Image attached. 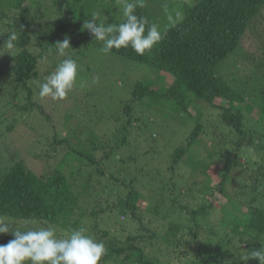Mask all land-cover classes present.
<instances>
[{
	"label": "trees",
	"instance_id": "1",
	"mask_svg": "<svg viewBox=\"0 0 264 264\" xmlns=\"http://www.w3.org/2000/svg\"><path fill=\"white\" fill-rule=\"evenodd\" d=\"M184 1L179 8L182 17L167 25L175 9L173 0H0V48L9 33L17 37L11 49L6 45L0 49V118L8 121L0 128V141L3 130L13 131L25 122L19 117L27 118L36 110L53 121L34 99L39 84L57 67L47 63V52L55 54V44L66 37L70 50L81 52V46L95 43L83 29L94 13L98 23L116 26L125 22L124 4L135 3V14L155 23L162 34L143 56L131 47L110 52L153 72L106 119L115 123L112 131L99 137L92 123L74 124L76 117L67 113L70 106L63 107L64 126L71 127L63 137L51 134L44 154L36 155L57 159L51 168L44 167L45 173H35L24 160L7 153L10 165L0 171V218L16 225L51 226L58 236L84 228L107 249L99 264H259L254 258H242L264 242V60L258 61L262 75L241 79L222 68L235 63L236 70L234 59L247 58L241 42L264 11V0ZM55 7L61 11L50 21L49 12ZM42 63L47 65L45 73L39 70ZM167 76L173 79L169 86L152 88L157 81L164 84ZM60 101L53 100L56 105ZM199 103L205 107L200 109ZM144 106L161 118L168 132L165 145L175 141L177 135L170 133L176 124L194 123L187 127L182 144L171 151L166 168L156 172L144 168L155 152L141 155L130 136L131 129L147 133V124L140 125L141 119L132 115ZM255 108L256 117H249ZM6 109L11 116H5ZM210 110L219 112L215 127L202 123ZM181 113L185 117L178 118ZM207 140L213 149L201 158ZM0 143L5 152L8 146ZM145 155L152 158L142 167L138 161ZM213 166H219L214 180L207 174ZM195 171L208 175L198 192L187 179ZM158 178L168 179L167 188L157 191ZM163 192L166 197L160 198ZM159 198L166 204L164 210ZM224 214L228 218L221 226L218 218ZM12 239L10 233L0 234V245Z\"/></svg>",
	"mask_w": 264,
	"mask_h": 264
},
{
	"label": "rangeland",
	"instance_id": "2",
	"mask_svg": "<svg viewBox=\"0 0 264 264\" xmlns=\"http://www.w3.org/2000/svg\"><path fill=\"white\" fill-rule=\"evenodd\" d=\"M188 1L189 3H191L192 0ZM172 3L175 4V9L174 12L172 10L170 11V18L167 17V25L170 24V22L172 23L174 18L178 20L182 17L183 13L179 8H182V6H184L183 4L186 2L184 0H173ZM62 6V8L65 7L64 4H62ZM60 9L61 8L58 7L51 8L49 14L52 18H50V21H54L56 15L58 17V13L59 11H61ZM172 14H174V17L171 16ZM241 43L243 53L247 56V58L236 57L234 59V61L237 63L236 70L233 67V65L235 64L234 62V64L230 63V66L227 65L228 67H223L222 70L231 72V75H233L232 78L236 77L238 79L245 78L247 76L250 77L252 76V74L257 75L258 73L262 75L261 70L258 67V61L264 60V11L257 19L252 22L251 28L246 32L245 37ZM81 47V52L79 48L76 50H67L70 53L71 57L75 59L78 64L77 81L73 89L69 92V97L61 100L56 105V103H54L51 98H45V100H43L42 98H40V96L34 95V99L38 100L39 104H41L47 112H50L53 121H47L46 117L41 115L39 111L36 110L30 113V116L27 118L19 117L21 119L25 118V122L20 121L13 131L6 133L3 130L4 133L1 139L2 141L0 142L4 143L5 146H8V149L4 152L3 146L0 143V171H2L5 166L10 165V162H7L9 161L8 156H6L8 152L15 154L18 160H24L26 166L37 174L45 173L44 167L47 166L48 168H51L54 165L53 162L56 163L57 159L55 160L53 158H50L49 160H47V157L45 155L43 157H36V155L44 154V151L46 149L44 150L42 148L46 147L47 139H50L49 137L51 134L58 132L59 135L63 137L65 136L66 128L71 127L69 125H67L66 127L64 126L65 119L63 113H61L63 112V107L68 108L70 106L67 113L71 116L74 115L73 117H76L74 120V124H79L84 120L92 123V126L94 130H96V133L99 137L102 136V134L109 133L113 130L115 123L112 124V122L107 121L106 119L111 118L112 115L114 116V114L120 109V107L124 103H126V101L131 96V92L134 86L138 82L144 81L147 78H151V75H153V72H148V68L138 63L129 61L110 52L107 54L102 52V41H96L95 43L91 42L89 45H86V47ZM35 49H38V46H36ZM62 59L63 57H57L55 54L47 52V63L58 65ZM44 64L42 63L39 67L40 73H45V70H47V68H45V66L47 65ZM172 81L173 79L170 76H167L164 84L157 81L152 86V88H165L169 86ZM215 104L224 105V101L216 100ZM203 107H205V104L199 103V108L201 109ZM144 108L145 109H136L135 113H133L132 115L141 119V122H139L140 125H143L144 123L147 124V133L144 132L143 128L140 130L131 129L130 136L133 139L134 143L136 142V144L139 146L141 155H144V152H146V150L155 152L154 159H152L151 161L149 160V165L145 166L144 168L148 169V171L152 170L154 172H156V169L160 168L164 170V168H166L169 163L168 158L171 151L175 147L182 144L185 135L188 132L187 127L193 126L194 123L191 120L183 121V123L177 120L176 122L182 123L183 126L181 124H176V129L171 131L170 133V137H174L177 135V137L172 138V140L174 139L175 141L170 145H165V143L169 144V142L167 141L168 139H166V137H168V132H166L164 125L161 123V118H158L157 113L150 111L146 106H144ZM59 109L61 111H59ZM208 109L209 107L207 108V110ZM2 110L3 109L0 108V112ZM79 110L81 116H79ZM6 111H4L7 113V115L5 116H11V111L7 109ZM190 112L192 114H195V110H193L192 108L190 109ZM218 113L219 112L216 110H210L206 112L203 117L202 123L207 127H215L214 121ZM1 114H3V112H1ZM185 115L186 114L181 113L178 118H182L183 116L185 117ZM248 115L249 117L255 118L257 115V109H253L252 112ZM7 123V119L0 118V128H3ZM137 134H140V136L138 137ZM84 136L85 134L83 135V137ZM154 139H156V141L158 142H155ZM209 142L210 141L207 140L206 144L208 146L205 147L206 149H203L199 152L201 158L208 157V153L213 149V146L209 145ZM123 153H127V155L129 154V152L125 151L124 149ZM97 156H100V154H98ZM150 158H152V155L143 156V158L138 161L139 165L143 167L146 163V159ZM252 158L253 160L258 159L255 155H253ZM241 161L244 162V158H242ZM106 167L109 166L105 165L104 169ZM218 168L219 166H213V168H211L207 172V174L211 177L210 179L214 180L217 175ZM205 175L202 172H193V174H191V176L187 178L189 181V185L195 191H200L201 189H203V185L207 179ZM235 175L237 176L238 173L236 172ZM167 180L166 178H158V181H155L157 191L166 187L165 185L169 183L167 182ZM165 192L159 195L160 198L166 197ZM213 194V191L209 192V195ZM160 198L157 202L159 203L160 208L164 210L166 204L164 205V201L161 202ZM194 202L196 201H193V203ZM222 205H225V202H222ZM227 218L228 214L220 216L218 218V224L224 226ZM119 219L124 220L123 216H120ZM8 223L16 225L15 222L11 221ZM26 225L32 229L40 228L35 223L27 222ZM115 227L117 229H120L119 225H115ZM125 233L126 235L129 234L128 231H126ZM123 235L125 236V234ZM103 264L114 263L108 261Z\"/></svg>",
	"mask_w": 264,
	"mask_h": 264
},
{
	"label": "clouds",
	"instance_id": "3",
	"mask_svg": "<svg viewBox=\"0 0 264 264\" xmlns=\"http://www.w3.org/2000/svg\"><path fill=\"white\" fill-rule=\"evenodd\" d=\"M136 6L135 3L124 4L123 16L126 19L123 23L116 26L98 23V14L94 13L90 20L84 21L83 29L94 40L103 42L101 51L106 54L112 49L131 47L136 54L143 56L161 41L162 34L155 23L149 24L146 17L135 14ZM16 38L15 33H9L3 47L6 45L11 49ZM55 45V55L63 59L55 71L46 77L45 82L39 84V96L54 101L68 96L76 84L78 74L77 61L67 51L71 47L69 39L66 37ZM9 233L14 239L6 245H0V264H99L107 252L104 243L86 234L84 228L58 236L51 226L32 229L0 218V234ZM261 244V248L251 251L249 257L242 259L254 258L259 264H264V242Z\"/></svg>",
	"mask_w": 264,
	"mask_h": 264
}]
</instances>
